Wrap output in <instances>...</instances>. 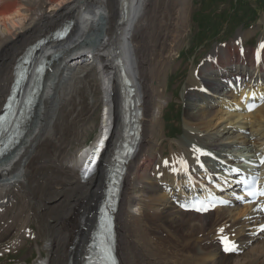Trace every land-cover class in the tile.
Returning a JSON list of instances; mask_svg holds the SVG:
<instances>
[{
	"label": "bare ground",
	"instance_id": "1",
	"mask_svg": "<svg viewBox=\"0 0 264 264\" xmlns=\"http://www.w3.org/2000/svg\"><path fill=\"white\" fill-rule=\"evenodd\" d=\"M189 4V0H130V5L123 8V0H0V112L14 81L16 59L26 46L69 20L76 21L67 41L72 48L46 72L43 92L27 125L25 138L13 155L0 162V223L9 215L18 187L19 192L24 191L23 195L30 199L31 215L38 226L36 232L19 225L23 232H15L10 241L11 249L27 239L42 238L43 243H34V246L46 264H85L88 259V243L96 227L98 206L104 198L111 158L118 147L121 130L126 126L124 101L127 94L116 63L120 56L126 75L136 88L135 111H142L134 115L142 125L141 137L128 165L117 212L121 263L264 264V231H261L264 217L257 204L247 202L239 193V186L231 189L232 197L222 195L223 201L229 198L228 206L215 204V211L191 210L189 199L195 191L210 192L213 198L214 192L222 190L227 175L237 181L252 169L264 174V164L260 163L264 156V130L260 129L264 128V49L260 48L264 35L259 45L257 43V50L254 46L249 51L239 38L230 45L216 48L199 68L206 71L191 75L190 86L184 91L189 100L187 121L192 127V131H187L188 139L202 142L209 148H204L211 152L209 154L219 155L217 164L209 167L206 162L209 159L202 163L207 157L201 154L204 150L197 151L183 139L172 145L173 151L166 155H163L164 145H159L163 76L174 47L182 43L190 27ZM97 21L105 25L97 28L96 40L87 37L81 41L84 22L87 28ZM100 29L104 31L101 33ZM47 40L49 43L41 48V53L46 55L65 46L63 42L55 44L51 37ZM74 53L77 54L72 56ZM77 59L84 60L78 62ZM69 60H76L75 66H70ZM63 61L66 67H61ZM72 72L73 75L77 72L78 76L74 77ZM80 77L88 80L95 77L96 87L102 91L98 92L100 99L93 96L88 106V110L93 111L97 103H102L101 131L70 163L71 157L63 159L66 149L61 147L69 131L63 118L70 112L72 117L73 112L80 113L78 109L72 111L71 107V101L76 99L81 108L80 87L75 82ZM55 87L59 90L57 96L50 91ZM251 95L262 106L255 113L239 112L235 123L240 127L232 125V133L228 131L223 135V132V137L220 134L200 136L201 130L212 125V117L223 114L215 111L218 105L231 106L236 101L243 110ZM205 100L207 106L201 104ZM232 112L228 110L229 115ZM246 114L250 117L254 114L256 119L260 117L258 128L251 123L243 130L245 123L240 122V118ZM203 120L205 124L201 125ZM107 136L96 164L97 171L91 175L90 164L99 154L96 144ZM237 145L247 154L225 149ZM222 159H226V163ZM80 162L87 167L82 174L77 173ZM236 169L239 171H234ZM236 190L243 199H237ZM181 197L189 202L187 207H181L185 204ZM83 199L89 200L86 206L78 203ZM93 208L95 213L91 216ZM54 212H60L59 217L52 215ZM14 217L11 221L18 218ZM48 218H54V223L50 224ZM27 221L26 218L22 226L28 225ZM222 236L232 240L237 250L226 252ZM241 254V257L236 256Z\"/></svg>",
	"mask_w": 264,
	"mask_h": 264
},
{
	"label": "rangeland",
	"instance_id": "2",
	"mask_svg": "<svg viewBox=\"0 0 264 264\" xmlns=\"http://www.w3.org/2000/svg\"><path fill=\"white\" fill-rule=\"evenodd\" d=\"M189 3L190 8L188 25L190 27H188V30L185 32V37L181 41L182 43L179 46L174 47V51L168 59L169 63L168 66H166L165 74L163 76L162 90L164 92V95L162 97L163 106L161 109L162 114L160 117L161 122L159 132V145H164L165 147L163 155L171 153L173 151V149H171L172 145H175L177 141H180L182 139L189 142L191 145L192 140L188 139L187 131H192V127L190 125L191 122L187 121L186 114L188 110L187 104L189 103V100L188 96L184 94V91L186 92L187 87L190 86V84L188 83L190 80V76L196 74L197 71H202L199 68H201L202 65L204 66L203 63H205L209 54H212L216 48H221V46L225 44L230 45L233 40L239 38L241 40V43L247 45L246 47L249 51L251 48H254V46L255 50H257V43L259 45L260 39L264 35V0H189ZM87 25L88 24H85L84 22L85 33L84 37L80 36L82 37L81 41L86 39L87 37L93 40L96 35H98L95 33V31L99 33V30L93 28V26H95L96 28L95 23L94 25L92 24L93 26L90 25V27L86 28ZM77 28L79 29V33L81 31L79 23L77 25ZM204 70L206 71V69L203 68L202 72H205ZM76 75L78 76L77 72L73 76L75 77ZM94 80L95 77L90 78L89 80L80 77L79 79L75 80V82L78 83L77 86L80 87V105L82 109L76 104V102L79 101L72 98V100L74 99L73 101H71V107L73 109L72 111L78 109L80 110V113L73 112L74 114L72 117V112H70L67 118H63V123L64 125H66V128L69 131H67L66 133L65 140L62 141L63 144L61 145V147H63L64 151L66 149L63 159L71 157L68 159L70 163L73 162V158L78 155L79 150L91 144L98 137L101 131V113L103 110L102 103H97L95 110H88V106L90 105V102L93 101V98L97 97L96 99L99 100L100 94L98 92H102L101 90H99V88L97 89L98 84ZM200 89L204 93H208L206 89ZM50 91L53 95L57 96L59 90L56 91L55 87L53 89H50ZM47 95L50 96V93H48V91ZM207 100H205L206 102L204 101V103L201 102V104L203 106H207ZM43 107L42 111L45 110L43 109ZM230 109H232V107H230L228 104L224 105L223 107L218 105L215 111L223 114L218 115L217 113L216 117L218 118L212 117V125L206 128V130H201V132H199V134L201 133L200 136L212 135L216 137V135L220 134V136L223 137V135H225L228 131L232 133V130H234V128H231L232 125L240 127V124L235 123L236 121H238L235 120L237 119L236 115L238 111H233L232 115H229L228 110ZM256 110L252 111L251 113H255ZM222 117L225 118L222 120ZM245 117L246 118H240L242 119L241 122L245 123L244 129L245 127H247L246 125H251V123L255 128H258L260 118L259 116H257L258 119L254 117V114H252L251 117L248 115H246ZM202 123L205 124V120L201 122V125ZM39 125L40 124H38L37 126ZM262 125H264V120H262ZM260 129L264 130L263 127ZM219 131L222 132L219 133ZM223 132L224 134L222 135ZM230 136H232V134ZM69 141L70 143H68ZM230 141H233V139L231 138ZM192 143H194V148H202L204 150V152L200 150L201 153L207 152L204 148L209 149L203 146L202 142L192 141ZM225 149L236 153H241L240 150H243L239 148V146H228L225 147ZM158 150L161 151L162 148L159 146ZM209 153L211 152H207V154ZM207 157L204 158L201 162L205 163V159H207ZM215 157L217 158L216 155ZM222 160L226 162V159ZM210 161L211 162L208 164L209 167H212V164H217L215 163L217 162V160L214 162H212V160ZM80 172V167L78 166L77 173ZM59 188L61 189V187L58 186L57 189ZM15 190L16 191L13 195L14 197H12V200L14 201H11L13 206H11L10 212L8 213L9 215L7 214V218L5 217V219L0 223V264H46L45 260L41 258L40 253L37 251V247L34 246V243H38L39 245H41L43 243V240L41 241L42 238H39L37 241L27 239L21 244V246L11 249L10 241L15 232L22 233L24 227L35 229V231L38 232V226L36 220L32 216L33 213L30 208V199L28 198V196L23 195V193H25L24 191L19 192L18 187ZM78 203H80L82 206H86L89 203V200L83 199ZM28 211L31 212L28 213ZM17 212L20 214H18ZM15 213L16 217H14ZM94 213L95 210L93 208L91 216ZM52 215H54L55 217H59L60 212H54L52 213ZM12 217L18 218L11 221ZM26 218L28 219L27 222L29 224L22 226ZM47 220L50 224L54 223V218H48ZM12 223L15 224L12 225ZM19 225L23 227V229H20ZM67 238H69V235L66 236V239ZM87 239L88 238H86V240ZM43 253H45L44 257H46V252ZM236 256L241 257L242 254Z\"/></svg>",
	"mask_w": 264,
	"mask_h": 264
},
{
	"label": "snow or ice",
	"instance_id": "3",
	"mask_svg": "<svg viewBox=\"0 0 264 264\" xmlns=\"http://www.w3.org/2000/svg\"><path fill=\"white\" fill-rule=\"evenodd\" d=\"M260 48L264 49V43L260 44ZM259 56V54H258ZM249 111L253 110V107L251 105H249L248 108ZM101 146H103L104 141L102 140L101 142ZM197 151H200L199 149H197ZM204 154V153H201ZM165 165L168 164L167 161L164 162ZM262 164H264V160L261 161ZM185 166H186V162H184ZM173 171H177V169L173 168ZM234 171H239L238 169L234 170ZM241 183H243V181H240ZM248 196L253 197V196H259V197H264V190H259V189H253L252 191H249L247 193ZM240 199H243V197H240ZM181 207H187L185 205H181ZM211 207H215V204H206L204 202L198 201L196 203H193L191 205V210H195L197 212H207L209 211V208ZM261 211H264V206H259ZM221 233L223 232V229H220ZM261 231H264V225L261 226ZM222 242L224 243L225 247L224 250L226 252H232V251H236V244L232 241H229L227 237L222 236L221 237Z\"/></svg>",
	"mask_w": 264,
	"mask_h": 264
},
{
	"label": "water",
	"instance_id": "4",
	"mask_svg": "<svg viewBox=\"0 0 264 264\" xmlns=\"http://www.w3.org/2000/svg\"><path fill=\"white\" fill-rule=\"evenodd\" d=\"M126 1L124 2V5H123L124 8L128 7V3ZM118 64L120 66L122 78H123V81H124V86H123L124 88L123 89H124V91L127 94L126 107L128 109V112L133 115L135 113L133 111V108H134V99H133L134 88L132 87V83L129 80V77H127V75H126V70H125V67L123 65V60L121 59L120 56L118 58Z\"/></svg>",
	"mask_w": 264,
	"mask_h": 264
}]
</instances>
